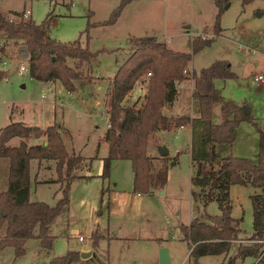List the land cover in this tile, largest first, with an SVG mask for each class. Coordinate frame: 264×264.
<instances>
[{"label": "rangeland", "instance_id": "rangeland-1", "mask_svg": "<svg viewBox=\"0 0 264 264\" xmlns=\"http://www.w3.org/2000/svg\"><path fill=\"white\" fill-rule=\"evenodd\" d=\"M120 1L0 0V13L29 8L28 16L35 22L50 12L51 38L61 42L78 39L81 45L96 53L90 65L92 80H74V90L69 98L59 82L52 86L48 81L29 78L27 70L20 75L17 73V66L25 57L22 48L19 52L16 46L10 45L6 53H0V70L6 77L0 79V127L12 120L41 129L54 124L58 126L67 150L83 157L73 169L74 176L66 191L67 204L48 225L47 233L52 238L49 248L41 246L40 240L33 236L25 240L24 252L16 257L14 248L5 245L0 248V264H42L66 251L78 254L90 251L89 255L79 256L72 264H161L158 261L161 247L167 249L169 257L165 264H221L233 255L238 243L251 241L248 239L251 234L249 196L258 193L259 189L231 184V216L240 219L239 239L231 243L225 254L198 258L189 254L190 249L179 227L187 225L192 218L206 221L208 215L219 211L215 201L204 203V198L191 196V191L202 194L206 188L200 192L189 180L194 166L189 159L187 126H183L182 131H177L178 128L160 131L153 140L155 144L148 142L152 171L169 164L176 155L173 164L167 165L166 181L161 188L151 187L149 193L133 191L128 159H111L108 175L100 176L102 159L107 155V145L102 139L107 127L103 114L106 98L103 96L116 66L130 52L129 38L153 36L165 41L172 49L186 52H190L192 36L212 38L208 45L191 53L187 74L197 73L214 60L229 63L235 76L214 79V88L222 100L245 107L250 119L240 120L234 128L232 143L215 144V151L220 157L230 153L256 163L258 130L264 141V82H252V77L264 75V0H220L218 35L212 31L219 10L215 0H127L116 19L105 24ZM4 39L0 31V45ZM238 44L251 48L250 52L242 55ZM67 64H71L70 59ZM144 76L146 73L141 76L144 81L134 85L124 102L136 101V106L140 103L138 96L142 94L139 92L143 93L146 85ZM59 102L64 103L63 106H59ZM219 105L220 101L212 104L211 121L214 123L220 121ZM169 108L170 114L163 109L167 115L196 112L190 79L179 83ZM42 138L45 140L44 136L33 140L39 142ZM163 144L167 160L161 159L158 153ZM54 163L52 159L29 161L30 201L54 205L62 196L64 182L58 180ZM207 169L208 166L203 165L201 174H206ZM6 183L7 177L0 179V190L5 189ZM92 232L100 235L95 244L90 238ZM77 236H82L83 242L78 241ZM237 263L264 264V259L245 256L237 259Z\"/></svg>", "mask_w": 264, "mask_h": 264}, {"label": "trees", "instance_id": "trees-1", "mask_svg": "<svg viewBox=\"0 0 264 264\" xmlns=\"http://www.w3.org/2000/svg\"><path fill=\"white\" fill-rule=\"evenodd\" d=\"M126 1L119 2L104 21L105 24L116 19ZM215 2L219 5V10L215 15L212 31L214 35H218L221 1ZM49 17L50 12L42 20L35 22L29 16L23 17L22 11L0 13V31L5 37L0 45V53H4V49L10 45L16 46L19 52L23 49L29 78L36 81L57 80L67 92H71L74 90V80H92L90 65L96 53L81 45L78 39L61 42L51 38ZM211 40L212 38L192 36L190 52H186L174 50L165 41L157 40L153 36L128 39L130 52L116 66L105 90V116L108 126L102 139L107 145V155L102 159L100 176L108 175L111 159H128L132 170L133 191L149 193L151 187L161 188L166 181L167 165L173 164L176 155L169 164L152 171L148 142H153L160 131L187 126L189 159L191 166H194L189 180L200 192L206 188L202 194L191 191V196L204 198V203L215 201L219 211L215 215H208L206 221L192 218L187 225L179 227L182 238L190 249V255L198 258L227 253L232 241L236 239L240 220L231 216L229 186L239 184L259 189L258 193L249 196L250 243H238L233 255L221 263L238 264L237 259L245 256H260L264 259V141L262 132L257 129L259 144L256 163L234 157L230 153L221 157L216 153L215 144L232 143L235 126L240 120H249L250 117L248 113H243L240 106L222 100L214 88V79L235 76L227 61L214 60L200 68L197 73H183L191 53L208 45ZM69 59L71 64H67ZM146 72L150 75L144 76L146 85L142 95L138 96L141 97L140 103L136 106V101L130 104L124 102L127 92L137 82L144 81L141 76ZM1 78L3 72L0 70ZM185 79L191 80V97L196 103V112L165 114L163 109L170 107L177 94L176 84ZM216 101H220L218 123L211 121V108ZM15 136L21 140L16 145L7 144ZM40 136H44V143H27V140ZM0 158L7 162V185L0 190V229L3 227L0 248L11 245L14 255L20 256L24 252L25 240L34 236L40 240L41 246L48 249L52 239L47 233L48 225L67 204L66 191L74 176L73 169L81 163L83 157L67 150L58 126L54 124L41 129L19 121H9L0 127ZM160 158L167 160V154ZM31 159L54 160L58 180L64 182L62 196L54 205L28 199V164ZM203 165L208 166L204 175L201 174ZM99 236L96 232L91 233L92 244H95ZM78 258L77 252L66 251L63 255L52 257L46 264H72Z\"/></svg>", "mask_w": 264, "mask_h": 264}, {"label": "crops", "instance_id": "crops-1", "mask_svg": "<svg viewBox=\"0 0 264 264\" xmlns=\"http://www.w3.org/2000/svg\"><path fill=\"white\" fill-rule=\"evenodd\" d=\"M7 50H9V48L8 47H6L5 49H4V53H6L7 52ZM175 50V49H174ZM3 78H6L5 76L3 77ZM111 78V77H110ZM48 82H50V84H52V86H54V84H55V82H58L57 80H55V81H48ZM190 88H191V81H190ZM67 92V91H66ZM66 98H69V97H67L66 96ZM105 97L103 96V99H104ZM56 101V100H55ZM55 101L53 102V107H54V104L56 105V103H55ZM102 103H103V100H102ZM63 104L64 103H61V102H59L58 103V105L59 106H63ZM19 109V108H18ZM19 113H21L22 112V110L21 109H19V111H18ZM164 112L165 113H167V114H170V108H165L164 109ZM103 114H104V116H105V113L103 112ZM10 117L11 116H9V119H10ZM105 118H106V116H105ZM107 120V119H106ZM12 121H14V120H12ZM19 122H22V121H19ZM23 123V122H22ZM215 123H218V122H215ZM25 124V123H24ZM182 129H183V127L182 128H180V129H177V131H182ZM187 130V134H186V138H187V141H188V143H189V129L187 128L186 129ZM21 140V138H19V137H12V138H10L8 141H7V144H9V145H16L19 141ZM13 141H15L16 143H13ZM44 142V139L42 138L41 140H39V142ZM39 142H37L36 140H33V139H29V140H27V143L28 144H35V143H39ZM189 145V144H188ZM163 146L165 147V145L163 144ZM0 163L2 164L1 165V167H0V170H1V174H0V179L2 180V179H6V176H7V162H6V160L5 159H3V158H0ZM5 172V175L3 174ZM1 185H4V184H1ZM6 185H7V183H6ZM230 187V186H229ZM1 188H3V186L1 187ZM6 188V187H5ZM192 198H194V197H192ZM208 202V201H207ZM239 239V237H238V233H237V236H236V239L234 240V241H232V243H236V241ZM231 247V246H230ZM230 249V248H229ZM229 251V250H228ZM257 258H259V257H257ZM42 264H46V262H43Z\"/></svg>", "mask_w": 264, "mask_h": 264}, {"label": "built area", "instance_id": "built-area-1", "mask_svg": "<svg viewBox=\"0 0 264 264\" xmlns=\"http://www.w3.org/2000/svg\"><path fill=\"white\" fill-rule=\"evenodd\" d=\"M29 8H26L25 10L22 11V16L23 17H27L29 15ZM238 50L240 51V53H242V55H247L251 48L247 47V46H243L238 44ZM27 70V63H26V57H24L20 63L17 66V73L20 75L22 74L24 71ZM183 73L187 74V70L186 68L183 69ZM150 73L146 72V76H149ZM188 75V74H187ZM190 75V74H189ZM191 81V80H190ZM252 82H264V75L262 74H256L252 77ZM180 83V82H179ZM179 83L176 84V89L179 85ZM71 92H67V97L70 96ZM131 91L127 92L126 96L130 95ZM139 94H142V91L139 92ZM108 126V124H106ZM183 126H180L178 129L182 128ZM77 240L80 242H83L84 238L82 236H77ZM264 241V240H263Z\"/></svg>", "mask_w": 264, "mask_h": 264}, {"label": "water", "instance_id": "water-1", "mask_svg": "<svg viewBox=\"0 0 264 264\" xmlns=\"http://www.w3.org/2000/svg\"><path fill=\"white\" fill-rule=\"evenodd\" d=\"M242 109H243L242 110L243 113H247V110H245V107H242ZM158 153L160 156H163V155L167 154V151H166L164 146H160L158 148ZM89 253H90V251L80 252L78 255L80 257H85V256L89 255ZM168 260H169V257H168L167 249L165 247L159 248V250H158V261H159V263L165 264L168 262Z\"/></svg>", "mask_w": 264, "mask_h": 264}]
</instances>
